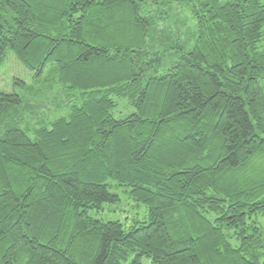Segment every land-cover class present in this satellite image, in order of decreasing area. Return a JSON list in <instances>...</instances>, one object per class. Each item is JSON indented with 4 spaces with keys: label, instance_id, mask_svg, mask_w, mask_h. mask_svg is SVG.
<instances>
[{
    "label": "trees",
    "instance_id": "16d2710c",
    "mask_svg": "<svg viewBox=\"0 0 264 264\" xmlns=\"http://www.w3.org/2000/svg\"><path fill=\"white\" fill-rule=\"evenodd\" d=\"M7 56L0 264H264V0H0Z\"/></svg>",
    "mask_w": 264,
    "mask_h": 264
},
{
    "label": "rangeland",
    "instance_id": "374dc122",
    "mask_svg": "<svg viewBox=\"0 0 264 264\" xmlns=\"http://www.w3.org/2000/svg\"><path fill=\"white\" fill-rule=\"evenodd\" d=\"M170 22H179L183 24V21L187 23L180 27V38L181 40L186 38V36L193 30V24L188 19L187 14L183 11V8L179 5H170ZM175 26V23H173ZM175 29V28H174ZM168 30L163 28L160 30V36L166 38L168 37ZM6 62L3 67L0 69V89L3 91H11V81L12 79L23 78L26 83H29L28 72L24 70L21 65L14 59V57L7 56ZM264 87V85H263ZM58 88L55 86L54 91H52L48 96H46L43 103V108L41 111H48V119L56 116L59 113H62V110H58V103L56 100V90ZM58 96V95H57ZM33 115V114H31ZM113 184L112 182H109ZM129 189L126 187H110V193L118 196V201L114 203H109L103 207V210L100 213L91 212V215L97 219H102L104 221H117L120 222L124 229H130L133 226H137L138 223L144 221L143 215L145 214V208L141 205L134 203L128 195ZM146 218V214H145ZM260 224L263 227L264 233V217L259 219ZM143 264H151L149 259L144 258L142 260Z\"/></svg>",
    "mask_w": 264,
    "mask_h": 264
}]
</instances>
